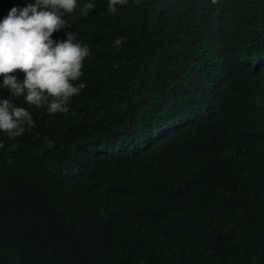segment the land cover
Wrapping results in <instances>:
<instances>
[{
	"label": "trees",
	"instance_id": "1",
	"mask_svg": "<svg viewBox=\"0 0 264 264\" xmlns=\"http://www.w3.org/2000/svg\"><path fill=\"white\" fill-rule=\"evenodd\" d=\"M108 5L51 37L90 51L67 114L0 78L36 124L0 132V264H264V0Z\"/></svg>",
	"mask_w": 264,
	"mask_h": 264
},
{
	"label": "clouds",
	"instance_id": "2",
	"mask_svg": "<svg viewBox=\"0 0 264 264\" xmlns=\"http://www.w3.org/2000/svg\"><path fill=\"white\" fill-rule=\"evenodd\" d=\"M126 2L109 0L108 11L115 13L116 6ZM76 7L77 0H35L25 7H12L0 20L2 86L14 97H23L29 106H46L49 114H67L71 98L86 87L83 82H73L83 75L88 46L77 42L75 32L67 33L63 41L51 38L68 25L62 14L72 13ZM94 7L92 3L84 5L85 9ZM122 39L115 40L114 45L119 47ZM18 71L24 74L22 81L14 75ZM25 126H36L29 110L16 106L11 98L0 99V132L18 137L27 130ZM7 162L13 163L11 159Z\"/></svg>",
	"mask_w": 264,
	"mask_h": 264
}]
</instances>
